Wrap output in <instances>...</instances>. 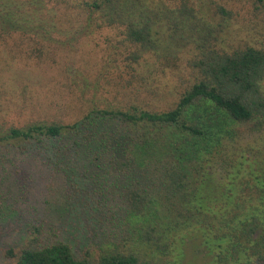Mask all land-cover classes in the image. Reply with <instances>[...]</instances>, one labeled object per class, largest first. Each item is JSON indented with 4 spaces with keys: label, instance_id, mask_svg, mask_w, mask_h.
I'll use <instances>...</instances> for the list:
<instances>
[{
    "label": "trees",
    "instance_id": "1",
    "mask_svg": "<svg viewBox=\"0 0 264 264\" xmlns=\"http://www.w3.org/2000/svg\"><path fill=\"white\" fill-rule=\"evenodd\" d=\"M256 2L264 12V0ZM225 8L217 4L222 15ZM102 28L115 30L121 50L116 78L98 79L95 89L136 87L146 97L132 91L111 107L91 97L72 123L1 126L0 142L48 138L69 180L101 198L100 214L123 204L112 214L120 224L111 237H119L96 238L76 255L57 234L41 243L38 225L4 255L15 264H183L192 244L201 264H264V43L215 47L214 28L189 0H0V45L21 34L43 54L45 41L66 45ZM189 46L199 57L196 79L171 107L146 101L162 94L145 87L150 59L167 65L175 48ZM5 202L0 193L2 221Z\"/></svg>",
    "mask_w": 264,
    "mask_h": 264
},
{
    "label": "rangeland",
    "instance_id": "2",
    "mask_svg": "<svg viewBox=\"0 0 264 264\" xmlns=\"http://www.w3.org/2000/svg\"><path fill=\"white\" fill-rule=\"evenodd\" d=\"M180 1L167 0L172 6ZM256 1L189 0L198 16L214 28L215 47L227 51L245 43H264V12L259 5L255 6ZM217 4L226 7L228 15L220 14ZM223 21L226 26L218 32L217 25ZM162 29L168 32L169 26ZM117 39L115 30L93 29L77 39H70L64 43L66 45L47 46L45 41L43 54L37 51L39 44L21 34H16L9 44H1L0 128L19 127L34 121L72 123L85 114L91 97L99 100L97 104L103 107L117 106L116 100L135 98L132 91L139 99H144L145 93H139L136 87L126 90L114 84L107 85V90L94 87L98 79L102 84V78L117 76L113 62L116 52L121 50ZM172 54L166 60L167 65L165 61L157 63L150 59L151 66L142 76L148 78L144 82L146 88H158L162 93L146 100L160 108L173 106L196 79L195 60L199 58L196 47L175 48ZM125 78H129L128 75ZM146 93L150 94L149 90ZM37 138L18 141L13 143L15 145L0 142V193L6 201V219L0 220V264H15L4 251L28 238L33 226H43L41 243H49L53 234H57L56 240L70 242L76 255L96 238L119 237H111V234L120 224L112 217L120 202L106 203L107 209L100 214L101 198L90 186H75L49 151L50 140L43 136ZM63 206H67V210L59 215L58 209ZM53 225L59 229L53 231ZM79 231H83L85 237H78ZM186 250L183 264L204 262V257L192 244H187Z\"/></svg>",
    "mask_w": 264,
    "mask_h": 264
}]
</instances>
